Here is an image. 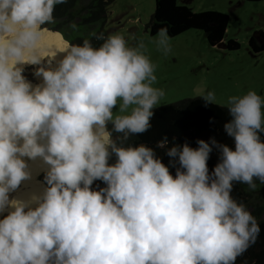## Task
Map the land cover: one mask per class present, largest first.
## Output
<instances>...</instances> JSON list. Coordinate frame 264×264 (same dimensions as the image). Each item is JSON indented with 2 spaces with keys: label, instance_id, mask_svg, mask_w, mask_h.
<instances>
[{
  "label": "clouds",
  "instance_id": "9594fccd",
  "mask_svg": "<svg viewBox=\"0 0 264 264\" xmlns=\"http://www.w3.org/2000/svg\"><path fill=\"white\" fill-rule=\"evenodd\" d=\"M65 2L0 0V213L12 209L0 220V264H234L259 233L231 191L234 181L264 184V99L249 91L218 104L229 109L235 149L215 138L174 145L173 176L152 148L118 146L112 135L145 132L164 95L142 41L129 47L101 33L99 47L84 40L57 50L58 66L34 73L41 84L25 78V66L45 58L42 25ZM158 37L167 55V28ZM197 96L217 104L213 91ZM212 146L220 162L210 174ZM24 157L49 166L48 187L31 201L9 198L30 176ZM94 180L107 187L91 190Z\"/></svg>",
  "mask_w": 264,
  "mask_h": 264
},
{
  "label": "trees",
  "instance_id": "16d2710c",
  "mask_svg": "<svg viewBox=\"0 0 264 264\" xmlns=\"http://www.w3.org/2000/svg\"><path fill=\"white\" fill-rule=\"evenodd\" d=\"M114 0H66L65 3L56 5L54 9V23L42 25L52 30L59 31L69 44L81 45L84 40H89L93 47H99L102 39L96 36L103 33L108 37L104 29L108 17V8ZM75 24L74 29L72 25ZM229 25V15L219 10H205L196 12L189 6L179 4L177 0H155V10L147 24V30L151 35L158 34L160 29L167 28L169 36H176L188 29L203 30L208 43L211 46L220 45L229 50L241 47L237 39H229L224 42L226 30ZM249 48L253 54L264 52V31L253 35L249 39ZM150 119V127L143 133L130 134L127 140L120 139L123 134L113 132V139L118 146L136 147L141 144L152 148L156 157L168 166L170 173L175 176L180 167L178 157L167 155L169 148L174 145L182 146L187 143L192 148L198 147V140H204L211 144L212 138L218 144L228 145L235 149V140L229 136L224 125L232 117L229 109L215 103L206 104L203 98L194 97L179 100L173 103L163 104L153 109ZM112 124H108L112 130ZM264 142V132L259 133ZM166 141L164 147L158 145ZM117 157L110 155L108 163L114 165ZM220 162V152L216 146H212L207 165L211 174L216 164ZM257 188L252 190L248 184L238 181L233 182L231 196L239 204H243L259 226V233L254 242L238 255L234 264H264V184L255 180ZM91 190L99 191L106 188L107 184L102 180H94Z\"/></svg>",
  "mask_w": 264,
  "mask_h": 264
},
{
  "label": "rangeland",
  "instance_id": "374dc122",
  "mask_svg": "<svg viewBox=\"0 0 264 264\" xmlns=\"http://www.w3.org/2000/svg\"><path fill=\"white\" fill-rule=\"evenodd\" d=\"M196 12L219 10L229 15L224 42L237 39L241 47L211 46L203 30L188 29L169 36L171 51L164 55L158 49V34L151 35L147 24L155 10V0H114L108 8L104 29L108 36L121 35L129 47L139 42L145 45L144 54L156 65L153 87L162 89L161 106L186 98H194L201 90L213 91L218 104L231 96H243L255 91L264 99V52L253 54L249 48L251 36L264 31V0H177ZM48 63L44 60L43 65ZM33 66L24 69L32 78ZM156 106V107H158ZM264 114V105L261 108ZM114 116L121 115L119 105ZM47 173L41 175L46 181ZM8 214L4 215L7 216Z\"/></svg>",
  "mask_w": 264,
  "mask_h": 264
},
{
  "label": "bare ground",
  "instance_id": "6f19581e",
  "mask_svg": "<svg viewBox=\"0 0 264 264\" xmlns=\"http://www.w3.org/2000/svg\"><path fill=\"white\" fill-rule=\"evenodd\" d=\"M42 32L44 48L41 52V55L45 56L44 60L48 59V63L45 66H42L44 62V60H42L40 64L32 65L33 69L31 71L33 73H35L36 69L39 67H57L59 60L63 56V54L57 52V50L69 45V42L65 40V38L59 31L52 30L48 27H42ZM50 56L53 57L49 58ZM27 66L30 65H26L25 68ZM25 78L29 80L33 84V86L41 84L43 82L42 76L38 77L35 74H33L32 78H28L26 76ZM23 159H25L28 165V171L30 173V176L28 179L22 181L16 190L9 193V198H15L22 201H31V197L33 195H42L45 189L48 187L47 182L41 177V175L47 173L49 166L43 161L42 158L39 157L35 160L29 159L27 157H24ZM32 206L35 207L34 204ZM11 210L12 209H8L0 213V220H2L4 218V215L8 214Z\"/></svg>",
  "mask_w": 264,
  "mask_h": 264
}]
</instances>
